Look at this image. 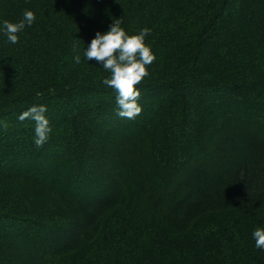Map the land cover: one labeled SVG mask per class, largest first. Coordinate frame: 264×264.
Returning <instances> with one entry per match:
<instances>
[{
	"label": "trees",
	"instance_id": "16d2710c",
	"mask_svg": "<svg viewBox=\"0 0 264 264\" xmlns=\"http://www.w3.org/2000/svg\"><path fill=\"white\" fill-rule=\"evenodd\" d=\"M25 10L36 19L12 44L4 21ZM116 19L128 35L150 29L156 57L135 119L117 115L110 76L84 54ZM256 58L264 0H0V264H264ZM34 105L52 128L40 148L19 120ZM126 202L154 216L149 233L118 238Z\"/></svg>",
	"mask_w": 264,
	"mask_h": 264
},
{
	"label": "clouds",
	"instance_id": "9594fccd",
	"mask_svg": "<svg viewBox=\"0 0 264 264\" xmlns=\"http://www.w3.org/2000/svg\"><path fill=\"white\" fill-rule=\"evenodd\" d=\"M35 19L32 11L25 10L20 22L11 23L5 20L3 27L7 40L12 44L18 43L17 34L22 32L26 25L31 26ZM120 25L121 20L116 19L108 31L103 34L97 31L84 54L88 61H96L110 73V77L103 79L102 83L117 92V115L121 118L135 119L142 112V107L138 103L141 92L136 86L150 75L146 66H150L156 57L144 42V38L150 34V29L144 28L139 34L128 35ZM74 60L80 63L79 55L75 56ZM46 112L45 105H34L19 116L22 122L26 119L35 122L34 143L37 148L47 142L52 131L50 121L45 116ZM253 237L256 247L264 249V229H255Z\"/></svg>",
	"mask_w": 264,
	"mask_h": 264
},
{
	"label": "rangeland",
	"instance_id": "374dc122",
	"mask_svg": "<svg viewBox=\"0 0 264 264\" xmlns=\"http://www.w3.org/2000/svg\"><path fill=\"white\" fill-rule=\"evenodd\" d=\"M198 1H201V0H198ZM169 3H170V5H172L171 1H169ZM204 10H206L205 7H203L201 9V11H204ZM56 11H59V9H57ZM95 34H96L95 32H90L89 33V36H88L89 38L86 41L87 44H86V47H85V51L87 49L88 44L95 37ZM208 56H210V54H208ZM233 58L235 60L237 57L236 56H233ZM233 58H232V60H230V63L231 62H233V63H236L237 62L236 60H235L236 62H234L233 61ZM85 59L87 60L86 56H85ZM256 59H257V62L259 63L260 68L264 70V59H262V58H256ZM92 61H94V60H92ZM92 61H89V62H92ZM102 74H104L102 76H107V77L110 76V73L108 71L105 72V73H102ZM254 99H255V97L254 98H251L250 100H254ZM262 99L264 101V95L262 96ZM18 180H19V178H16L13 181H18ZM19 190L20 189H18L17 188V185H16L12 191H13L14 194H17L19 192ZM3 191L4 190L1 189V192H0V202H2V201L3 202H7V201L11 200V197L9 196V194L7 192L4 193ZM123 205L124 206L121 207L120 213L118 215H116L115 217H113V219L111 220V222L113 223V226H115V225L117 227L123 226V227L119 228L120 231L118 230V235H117L118 238H119V236H121L122 238L123 237H129V235L124 231V228H128V229L135 228V229H133L131 231L130 236H133L134 234H136L141 228L145 229L147 227H148V229H146V231L149 233V228H151L153 226V224H154L153 223L154 216L153 215L149 216L150 214L148 212H144L143 211L142 212V215L143 216H141V217H145V220L143 218H141L142 219L141 220L135 213L131 212V211L135 210L134 208H130V207H134L133 205H130L129 202H126ZM124 216H129V217H133L134 218V220L132 221L130 227H128L129 226V222L126 223V224H128L127 227H125V224L122 223V222L120 224L118 223L120 219H123L124 218ZM236 216H240V215H236ZM124 239L125 238H123V240Z\"/></svg>",
	"mask_w": 264,
	"mask_h": 264
}]
</instances>
